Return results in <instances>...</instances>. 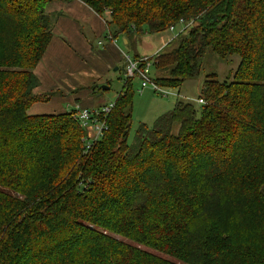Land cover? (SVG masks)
<instances>
[{"label": "trees", "instance_id": "1", "mask_svg": "<svg viewBox=\"0 0 264 264\" xmlns=\"http://www.w3.org/2000/svg\"><path fill=\"white\" fill-rule=\"evenodd\" d=\"M58 1L0 0V264H264V0H80L128 44L174 28L149 57L163 88L208 52L238 58L205 77L204 104L138 127L135 149L127 80L89 151L73 112L27 114L52 96L33 70Z\"/></svg>", "mask_w": 264, "mask_h": 264}, {"label": "crops", "instance_id": "2", "mask_svg": "<svg viewBox=\"0 0 264 264\" xmlns=\"http://www.w3.org/2000/svg\"><path fill=\"white\" fill-rule=\"evenodd\" d=\"M45 11L53 19L52 36L41 61L33 70L38 78V86L33 93L52 96L47 102L33 103L27 110L28 116L74 112L76 107L91 110L106 105L100 94L102 89L97 91L94 85L88 86L85 81L105 82L109 71L125 67L123 57L127 55L122 53L118 43L121 37L108 39L105 16L94 13L80 0L52 2L45 7ZM166 31L173 32L170 29ZM174 38L159 41V49L170 44ZM139 39L134 38L130 44ZM122 40L128 45L124 37ZM134 57L148 58L137 54Z\"/></svg>", "mask_w": 264, "mask_h": 264}, {"label": "rangeland", "instance_id": "3", "mask_svg": "<svg viewBox=\"0 0 264 264\" xmlns=\"http://www.w3.org/2000/svg\"><path fill=\"white\" fill-rule=\"evenodd\" d=\"M174 35L175 33L165 31L160 34H144L134 44L126 45L123 43V38H119L118 43L122 49V53L127 55L131 60H135L140 59L139 57H134L136 54L149 58L163 48L170 49V45L168 44L159 49L160 42L172 38ZM166 43H168V40ZM173 45L171 44V46ZM237 63L238 58L236 56L231 57L229 61L225 62L219 60L216 55L210 52L206 53L202 59V72L197 78L185 80L179 90L166 87L170 92L177 93L179 97L171 95L163 97L161 94L155 92L151 86H147V88L141 90L140 80L136 77L131 79L130 87L133 92V110L131 113L132 122L127 137L128 146H133L132 149H135V137L138 132V127L144 125L147 129H151L155 121L166 113L171 112L177 102L184 101L194 106H199L195 102V99H197L200 93L201 84L205 77L209 73H215L219 80H223V78L232 75ZM122 70L124 71L123 66L119 71H109V74L105 75V78H107L105 82H98L97 80L91 79H86L85 82H88L86 83L88 86L94 85L93 88L97 89V91H101L102 89L100 94L104 103H115L117 94L120 93L123 84L127 81V77ZM151 76L154 78L157 76V73L152 71ZM173 130L176 132V127Z\"/></svg>", "mask_w": 264, "mask_h": 264}, {"label": "built area", "instance_id": "4", "mask_svg": "<svg viewBox=\"0 0 264 264\" xmlns=\"http://www.w3.org/2000/svg\"><path fill=\"white\" fill-rule=\"evenodd\" d=\"M107 29V27H106ZM174 31V28H170ZM107 38L112 39L108 33ZM125 59V67L123 73H125L127 80L134 79L135 77L140 80L141 90L147 88V86L153 87L154 91L161 94L163 97L171 95L179 97L178 94H174L158 86L154 82V78L151 76L153 69V60L150 58H140L131 60L128 56L123 57ZM198 105L204 104L203 100L195 99ZM114 107V103L106 104L98 108H82L76 107L73 112V118L79 121L81 128L84 130L85 135L83 136V144L85 150L89 151L97 140H100L107 131V115L110 114Z\"/></svg>", "mask_w": 264, "mask_h": 264}]
</instances>
